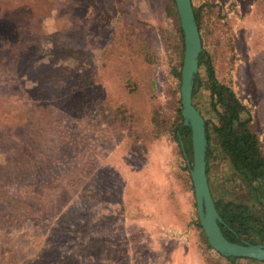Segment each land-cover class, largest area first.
Masks as SVG:
<instances>
[{
  "label": "rangeland",
  "instance_id": "1",
  "mask_svg": "<svg viewBox=\"0 0 264 264\" xmlns=\"http://www.w3.org/2000/svg\"><path fill=\"white\" fill-rule=\"evenodd\" d=\"M167 2L0 0V24L6 27L0 60L11 52L10 32L18 34L16 53L37 52L22 64L21 74L16 58L0 64V196L6 191L22 198L27 184L40 179L47 182L48 202L43 217L0 213V264H29L51 235L74 238L76 220L86 239H104L98 264H205L191 225L194 199L182 185L175 143L164 132L147 139L141 133L150 127L153 103H166L168 90L176 86ZM192 4L214 79L248 109L246 128L258 135L264 154V78L251 66L257 56L260 65L264 60L253 18L264 0ZM141 43L149 46L154 62H144ZM197 74V109L215 123L203 64ZM253 79L256 88L249 83ZM117 108L132 119L121 121ZM28 142L36 151L26 148ZM223 168L210 159L207 177L214 197Z\"/></svg>",
  "mask_w": 264,
  "mask_h": 264
},
{
  "label": "trees",
  "instance_id": "2",
  "mask_svg": "<svg viewBox=\"0 0 264 264\" xmlns=\"http://www.w3.org/2000/svg\"><path fill=\"white\" fill-rule=\"evenodd\" d=\"M167 1L172 28L166 34V38L170 39V72L176 80V86L168 90L169 95L166 103H153L148 115L150 127L147 131L142 130L141 133L145 139L149 137L148 135L157 137L162 132L170 135L175 143L178 154L179 166L182 171V185L189 190L193 197L192 185L186 165V161L191 165L189 129L181 124L182 119L180 116H175V110L180 106L178 88L180 84L183 37L174 1ZM190 2L195 23L199 30L198 16L194 11L192 0H190ZM262 17H264V6L256 9L253 14L255 27L257 28L255 39L258 40L259 44L264 41V20H262ZM14 28L17 29L13 26L11 30H14ZM4 29H6V27L0 24V35L3 34L2 31ZM7 39L11 43V46H9L11 52L1 58L0 64L4 61L8 62L16 58L19 64L17 67L18 72H16L21 74L25 69V66H22V64L33 58L37 52L27 51L25 54L20 51V53H16V42L18 41L17 33L12 34L10 32ZM140 51L144 62H154V54L150 51L147 44L141 43ZM260 59V56L253 58L251 66L254 69L259 68V71H261V78H264V60L263 65H260ZM200 64H203L208 80L207 102L216 115L215 123H209L201 115L204 120L206 136V177L209 172V161L213 157L224 167V171L222 172L223 178L221 181H215V197L211 192L208 182L209 179L207 177L209 191L216 212L221 219L220 222H217V225L222 234L230 241H246L249 243L264 244V154L259 147L258 135L246 128L245 124L248 122L249 118L248 109L237 99L230 87L219 82L216 77L214 79L213 67L210 59L207 57L204 58L202 50L198 53V66ZM249 83L256 88V80H250ZM199 94L198 74L196 71L191 88V102L195 108H198L195 99ZM117 116L123 122H128V120L132 119L124 108H117ZM179 142H181V145ZM26 148H28L29 151H36V147L32 144L29 145V142ZM19 160L20 159H17L15 163H20ZM54 181L55 178L50 180L49 184L52 185ZM27 185L29 187L26 186L27 189L24 190L25 196L22 195V198L9 195L6 191L1 193L0 200L4 202V207L0 209V213L9 214V217L20 215V213H38L37 215L42 217L45 215L44 213L47 211L45 205H47L46 203L48 202H46L47 196L43 194V186L47 185V182L39 179ZM33 186H35L37 190L31 189ZM79 196L84 197V194H80ZM60 205L61 204H58L56 209H59V207H61ZM99 220L100 218H98L97 221ZM76 222H74L76 225L75 228H73V237L76 235L74 238H69L68 235L58 237L55 234L53 238L51 235L47 240L49 245L42 247L36 259L31 260L29 264H98L104 253V239L99 235L94 238L86 239L81 229L79 230L81 224H77ZM87 222L88 220L84 219L83 222H81L82 227L86 226ZM191 225L196 231L198 244L203 251L206 261L205 264H221L220 260L223 264H241L242 260H251L264 264V261L252 258L231 255L223 256L219 254L208 245L196 216L192 220ZM68 240L71 241L69 245H67L66 242ZM60 243H62V245L66 243L63 247L64 250ZM71 245L74 247L72 250L70 248ZM68 249L70 250L69 252L67 251Z\"/></svg>",
  "mask_w": 264,
  "mask_h": 264
},
{
  "label": "water",
  "instance_id": "3",
  "mask_svg": "<svg viewBox=\"0 0 264 264\" xmlns=\"http://www.w3.org/2000/svg\"><path fill=\"white\" fill-rule=\"evenodd\" d=\"M183 37V50L180 66L178 115L181 124L188 127L191 146V165L186 161L192 185L195 214L208 245L223 256H241L264 261V244L246 241L233 242L221 232L205 174L206 136L204 120L191 102V88L198 66V53L201 51L200 36L195 23L190 0H173ZM181 145V142H179Z\"/></svg>",
  "mask_w": 264,
  "mask_h": 264
},
{
  "label": "bare ground",
  "instance_id": "4",
  "mask_svg": "<svg viewBox=\"0 0 264 264\" xmlns=\"http://www.w3.org/2000/svg\"><path fill=\"white\" fill-rule=\"evenodd\" d=\"M263 225H264V223H263Z\"/></svg>",
  "mask_w": 264,
  "mask_h": 264
}]
</instances>
